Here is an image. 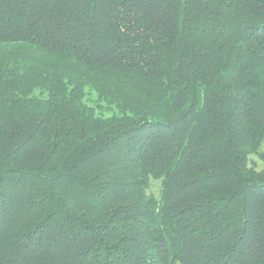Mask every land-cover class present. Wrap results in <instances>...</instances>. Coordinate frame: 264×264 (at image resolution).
Returning a JSON list of instances; mask_svg holds the SVG:
<instances>
[{
  "label": "trees",
  "instance_id": "1",
  "mask_svg": "<svg viewBox=\"0 0 264 264\" xmlns=\"http://www.w3.org/2000/svg\"><path fill=\"white\" fill-rule=\"evenodd\" d=\"M0 264H264V0H0Z\"/></svg>",
  "mask_w": 264,
  "mask_h": 264
},
{
  "label": "rangeland",
  "instance_id": "2",
  "mask_svg": "<svg viewBox=\"0 0 264 264\" xmlns=\"http://www.w3.org/2000/svg\"><path fill=\"white\" fill-rule=\"evenodd\" d=\"M253 160L255 162L256 167L260 168L262 163L258 159H256L255 157H253ZM152 191L154 194H157V192H158V183L157 182L152 183Z\"/></svg>",
  "mask_w": 264,
  "mask_h": 264
}]
</instances>
